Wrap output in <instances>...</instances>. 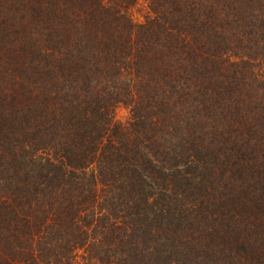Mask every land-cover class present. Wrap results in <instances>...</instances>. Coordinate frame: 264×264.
I'll return each mask as SVG.
<instances>
[{
    "label": "trees",
    "instance_id": "1",
    "mask_svg": "<svg viewBox=\"0 0 264 264\" xmlns=\"http://www.w3.org/2000/svg\"><path fill=\"white\" fill-rule=\"evenodd\" d=\"M0 264H264V0H0Z\"/></svg>",
    "mask_w": 264,
    "mask_h": 264
},
{
    "label": "rangeland",
    "instance_id": "2",
    "mask_svg": "<svg viewBox=\"0 0 264 264\" xmlns=\"http://www.w3.org/2000/svg\"><path fill=\"white\" fill-rule=\"evenodd\" d=\"M145 7L144 4L141 3L135 10H134V17L136 20L142 21L143 20V16L145 14ZM116 118L121 121V122H125L126 119L128 118V112L127 110H125L124 108H120L118 109L117 113H116Z\"/></svg>",
    "mask_w": 264,
    "mask_h": 264
}]
</instances>
